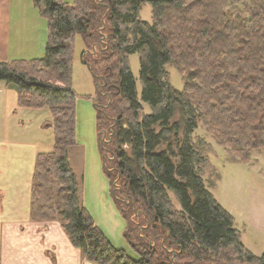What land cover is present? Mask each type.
I'll return each mask as SVG.
<instances>
[{
    "label": "trees",
    "instance_id": "16d2710c",
    "mask_svg": "<svg viewBox=\"0 0 264 264\" xmlns=\"http://www.w3.org/2000/svg\"><path fill=\"white\" fill-rule=\"evenodd\" d=\"M32 1L48 21L44 56L0 60V81L17 87L19 106L53 117V150L36 157L30 219L59 221L96 264H264L207 185L206 172L216 176L211 187L220 174L211 142L195 136L202 124L233 161L264 150V0ZM147 3L150 22L141 16ZM77 34L86 42L82 62L94 77L106 174L129 250L96 224L70 163ZM170 66L183 90L173 87Z\"/></svg>",
    "mask_w": 264,
    "mask_h": 264
},
{
    "label": "crops",
    "instance_id": "0c3cea01",
    "mask_svg": "<svg viewBox=\"0 0 264 264\" xmlns=\"http://www.w3.org/2000/svg\"><path fill=\"white\" fill-rule=\"evenodd\" d=\"M44 19L32 0H0V60L43 57L48 40ZM18 98L15 85L0 81V264H96L83 259L59 221L30 219L36 157L53 150L55 135L51 111L20 107ZM81 102H76V145L80 148L75 158L76 145L69 149L79 193L112 243L129 250L124 237L126 222L106 197L108 182L100 153L85 146L83 154L78 142L81 125L92 123L94 116L91 104L81 106ZM89 199L95 202L96 211L90 209Z\"/></svg>",
    "mask_w": 264,
    "mask_h": 264
},
{
    "label": "rangeland",
    "instance_id": "374dc122",
    "mask_svg": "<svg viewBox=\"0 0 264 264\" xmlns=\"http://www.w3.org/2000/svg\"><path fill=\"white\" fill-rule=\"evenodd\" d=\"M73 3L75 0H65ZM141 16L146 21L152 20V6L145 4ZM46 21V22H45ZM48 26V21L44 19ZM73 87L77 94L78 105L91 104L94 116L92 123L81 125L79 132V143L82 144V153L84 147L88 146L89 151L94 149L101 156L102 168L108 182V191L106 197L110 199L118 213L122 215L111 188L109 178L106 174L104 155L102 152V138L99 133L96 109V86L94 77L87 65L82 62L81 54L86 49L84 38L77 34L73 43ZM130 63L133 73L137 79L138 91L141 92L142 84L140 80V57L138 53L130 55ZM169 73L173 87L183 90L184 80L175 66H170ZM78 108V107H77ZM149 110V107H147ZM92 124V127L90 125ZM51 129L50 126L47 127ZM196 137H203L212 144V150L209 153L213 167L220 174L216 185L210 186L215 181L212 173L206 172L205 178L207 185L211 188L217 200L234 216L237 227L242 231V239L245 246L255 255L261 256L264 253V150H253L247 161L230 160L222 146H220L211 134L202 124L195 131ZM79 146L74 147V154L79 150ZM74 160V159H73ZM79 162L82 160L78 159ZM79 165L83 166L82 163ZM215 172V170H214ZM213 172V173H214ZM110 203V202H109ZM90 209L96 211V204L89 199ZM116 237V236H115Z\"/></svg>",
    "mask_w": 264,
    "mask_h": 264
}]
</instances>
